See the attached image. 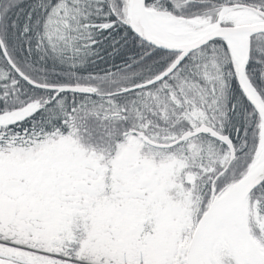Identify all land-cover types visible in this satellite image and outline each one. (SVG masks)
I'll return each instance as SVG.
<instances>
[{
    "label": "snow or ice",
    "instance_id": "6c2138e0",
    "mask_svg": "<svg viewBox=\"0 0 264 264\" xmlns=\"http://www.w3.org/2000/svg\"><path fill=\"white\" fill-rule=\"evenodd\" d=\"M0 264H264V0H0Z\"/></svg>",
    "mask_w": 264,
    "mask_h": 264
},
{
    "label": "trees",
    "instance_id": "16d2710c",
    "mask_svg": "<svg viewBox=\"0 0 264 264\" xmlns=\"http://www.w3.org/2000/svg\"><path fill=\"white\" fill-rule=\"evenodd\" d=\"M85 146H87V145H85Z\"/></svg>",
    "mask_w": 264,
    "mask_h": 264
}]
</instances>
